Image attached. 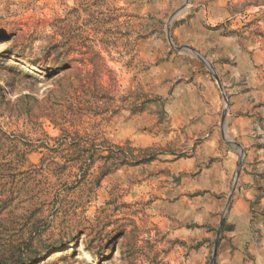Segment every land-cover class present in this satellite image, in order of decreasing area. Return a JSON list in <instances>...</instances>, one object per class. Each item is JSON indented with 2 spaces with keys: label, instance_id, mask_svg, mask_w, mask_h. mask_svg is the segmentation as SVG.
Segmentation results:
<instances>
[{
  "label": "rangeland",
  "instance_id": "obj_1",
  "mask_svg": "<svg viewBox=\"0 0 264 264\" xmlns=\"http://www.w3.org/2000/svg\"><path fill=\"white\" fill-rule=\"evenodd\" d=\"M0 264H264V0H0Z\"/></svg>",
  "mask_w": 264,
  "mask_h": 264
}]
</instances>
